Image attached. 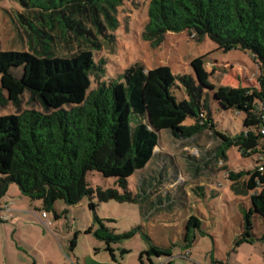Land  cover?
I'll list each match as a JSON object with an SVG mask.
<instances>
[{
    "label": "trees",
    "instance_id": "trees-1",
    "mask_svg": "<svg viewBox=\"0 0 264 264\" xmlns=\"http://www.w3.org/2000/svg\"><path fill=\"white\" fill-rule=\"evenodd\" d=\"M15 1L22 7L19 22L31 50H0V87L6 91L0 93V101L17 105L29 92L45 110L0 115V199L15 183L22 195L39 201V209L54 212L56 219L59 200L76 205L97 194L100 201H136L128 178L146 169L159 154L160 131L169 129L178 140H190L208 129L220 138V148L210 156H192L193 161L207 167L212 162L215 167L227 158L224 148L229 145L245 157L259 156L253 169L223 168L235 183L245 179L242 188L251 201L235 245L264 241V233L260 237L254 233L253 222V217L264 219V0H149L142 33L153 47L169 32L188 30L199 41L209 37L223 51L249 50L260 65L254 93L249 87L222 84L210 86L206 93L192 76L175 75L166 65L147 70L139 62L126 67L118 78H107L105 60L96 58L95 49L102 47V35L114 37L120 26L119 7L135 0ZM177 80L184 86L182 100L172 92ZM211 95L222 109L245 113V130L229 135L216 128L208 101ZM188 117L195 121L185 123ZM91 171L115 177L125 192L116 187L94 188L87 180ZM152 200L150 196L148 202ZM90 207L94 210L95 204ZM96 219L101 224L96 235L106 241L116 261L111 244L121 235L97 215ZM200 224L196 215L188 217L187 243L195 240ZM153 255L170 258L172 251L151 244L140 252V264H146L144 256L154 264Z\"/></svg>",
    "mask_w": 264,
    "mask_h": 264
},
{
    "label": "rangeland",
    "instance_id": "rangeland-1",
    "mask_svg": "<svg viewBox=\"0 0 264 264\" xmlns=\"http://www.w3.org/2000/svg\"><path fill=\"white\" fill-rule=\"evenodd\" d=\"M148 1H126L118 9L120 26L113 32L114 37L101 36L102 47L95 51L97 59L105 60L107 78H118L126 67L139 62L147 70L166 65L175 75L192 76L206 93L210 86L219 84L249 87L254 93L260 65L247 49L223 51L209 37L199 41L188 30L169 32L159 46H151L142 37L148 20ZM20 12L18 1L0 0V50H31L30 39L19 22ZM172 92L178 100L185 97L179 80ZM0 93L6 95L1 87ZM208 101L219 131L235 135L245 130L244 112L222 109L212 95ZM30 108L45 110L40 99L29 92H25L17 105L0 101V115ZM194 121L188 117L185 123ZM220 144V138L208 129L190 140H178L169 129H163L157 147L159 154L146 169L137 170L128 178V188L136 201H100L97 194L93 198L85 196L76 205L59 200V211L67 212L61 213L57 220L54 212H47L53 225L44 223L39 201L16 195V190H20L13 183L9 194L22 200L24 212L17 213L14 221L0 220V264H140V252L151 244L172 251L170 258L153 255L154 264H169V259L172 264H264V241L252 246L240 244L237 252L233 251L243 213L250 209L251 201L243 190L245 179L235 183L223 168L228 165L236 172L253 169L259 156L245 157L236 146L229 145L224 148L227 158L215 167L212 162L207 167L202 161H193L192 156L217 153ZM87 180L94 188L116 187L125 192L115 177H104L97 171L89 172ZM150 196L155 200L148 202ZM91 202L95 204L94 210ZM192 214L199 218L201 226L195 228V240L187 243L185 226ZM96 215L111 231L121 235L111 244L116 261L106 249V241L96 235L101 227ZM253 222L254 233L261 236L264 219L253 217ZM15 228H18L16 233ZM89 228L92 231L87 233ZM74 239L76 245L72 247ZM144 260L151 264L147 256Z\"/></svg>",
    "mask_w": 264,
    "mask_h": 264
},
{
    "label": "crops",
    "instance_id": "crops-1",
    "mask_svg": "<svg viewBox=\"0 0 264 264\" xmlns=\"http://www.w3.org/2000/svg\"><path fill=\"white\" fill-rule=\"evenodd\" d=\"M12 186V185H11ZM11 186L9 187L7 193L0 199V220L4 221V222H7L8 220L12 219L13 221L17 218L16 214L17 213H21V212H24L23 208H24V205H22V200L18 199V198H13L12 196L14 195H10L9 194V191L11 189ZM12 194V193H11ZM17 194H21V192L18 190H16V195ZM23 197V196H22ZM40 203V202H39ZM5 204L8 205V208L5 207ZM38 207V206H36ZM56 211L57 213L61 214L62 211L60 212L59 209H58V202L56 203ZM26 212V211H25ZM41 217H42V213H41ZM43 218V217H42ZM45 219L44 223L45 224H48V221L51 219L49 217V214H47V217L46 218H43ZM49 219V220H48ZM56 219V218H54ZM57 220V219H56ZM51 221V225H53V222L52 220ZM50 225V224H49ZM18 230V228H15L14 229V232L16 233ZM263 232H264V228L262 229ZM243 231V216H242V224H241V229L239 231V234ZM262 232V231H261ZM256 234V233H255ZM257 237H260V235H257ZM259 241H262V240H257L253 243H242L241 245H253L255 243H258ZM235 245V244H234ZM241 245H238V246H234V250H236L239 246L241 247ZM239 249V248H238ZM239 251V250H238ZM264 251V250H263ZM237 252V250H236ZM97 253V252H96ZM264 253V252H263ZM79 263V262H78ZM99 263H102L101 261H99ZM238 262H236L235 264H237ZM104 264V263H103ZM219 264H222V263H219ZM224 264H231V263H224ZM242 264H245V263H242Z\"/></svg>",
    "mask_w": 264,
    "mask_h": 264
},
{
    "label": "built area",
    "instance_id": "built-area-1",
    "mask_svg": "<svg viewBox=\"0 0 264 264\" xmlns=\"http://www.w3.org/2000/svg\"><path fill=\"white\" fill-rule=\"evenodd\" d=\"M262 133H264V128L262 129ZM5 207L8 208V205L5 204ZM42 217H43V218H46V217H47V212H42ZM48 224H51V221H50V220L48 221Z\"/></svg>",
    "mask_w": 264,
    "mask_h": 264
}]
</instances>
